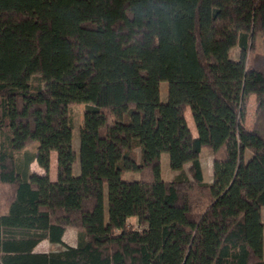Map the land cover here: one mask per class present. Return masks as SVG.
Here are the masks:
<instances>
[{
	"label": "trees",
	"instance_id": "16d2710c",
	"mask_svg": "<svg viewBox=\"0 0 264 264\" xmlns=\"http://www.w3.org/2000/svg\"><path fill=\"white\" fill-rule=\"evenodd\" d=\"M263 207L264 0H0V264H264Z\"/></svg>",
	"mask_w": 264,
	"mask_h": 264
},
{
	"label": "rangeland",
	"instance_id": "374dc122",
	"mask_svg": "<svg viewBox=\"0 0 264 264\" xmlns=\"http://www.w3.org/2000/svg\"><path fill=\"white\" fill-rule=\"evenodd\" d=\"M255 46L256 50H261L262 49V44H261V38L257 37L255 41ZM240 56V48L238 46L234 47L230 51V57L232 59H239ZM169 95V82L168 81H162L160 83V99L161 101L165 102L168 99ZM257 106V100H256V95H251L248 101L247 105V115H246V125L249 128L253 127L255 118H256V107ZM84 109L85 105L84 104H75L70 106V115L73 118V123H74V136H73V145L77 153L79 152L80 148V141H81V136L83 133L84 129ZM193 129L196 127L191 125ZM196 131V130H195ZM38 144L36 142L30 143L23 151H20L18 153V157L20 160L24 158L23 152L25 150H29L31 152H35L37 150ZM252 156V153L247 151L246 153V158H250ZM201 164L203 167V173H204V180L207 182H212L214 178V166H213V152L211 148L208 147H203L201 150ZM190 164H186V168L189 167ZM161 167H162V177L165 180H170L173 178L175 171H173L170 168L169 165V154L167 152H164L161 157ZM51 168V166H50ZM74 172L78 173L80 165H79V157L77 158V162L74 165ZM29 170L31 172H37V173H44L45 170L41 168L36 161H33L30 163ZM53 173V176H56L57 172V166L56 163L52 166V170H50ZM50 174V172H49ZM123 178L126 180H131V179H138L139 174L137 172H125L123 174ZM262 213H263V221H264V207L262 208ZM105 214L107 216V186L105 184ZM132 222L135 223V219H132ZM135 227L138 228L137 224H134ZM66 243L67 244H73L77 245L78 243V235L80 232V229L77 227H67L66 229ZM36 252H51L55 250H59L62 248L60 244L56 243H51L48 239H43L40 241L35 247ZM35 251V250H34Z\"/></svg>",
	"mask_w": 264,
	"mask_h": 264
},
{
	"label": "crops",
	"instance_id": "0c3cea01",
	"mask_svg": "<svg viewBox=\"0 0 264 264\" xmlns=\"http://www.w3.org/2000/svg\"><path fill=\"white\" fill-rule=\"evenodd\" d=\"M185 117H186V120H187V123H188V125H189V127H190V129H191V131H192V133L196 136L197 135V129L195 128V129H193V127H191V125H193V126H195L196 127V125H195V122H194V119H193V115H192V112H191V109L188 107L187 108V110L185 111ZM196 130V131H195ZM54 163H56V166H57V153H56V151H53L52 152V156H51V168H50V170H52V166L54 165ZM75 169V168H74ZM175 174H176V171H175ZM174 174V175H175ZM50 177H51V179L52 180H56V178H57V172H56V176L54 177L53 176V173L50 171ZM66 232L67 231H65V233H64V235H63V240L66 242V240H65V237H66ZM71 245V244H70ZM72 246H75V245H73L72 244ZM35 251H36V248L34 249Z\"/></svg>",
	"mask_w": 264,
	"mask_h": 264
}]
</instances>
